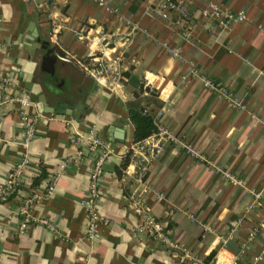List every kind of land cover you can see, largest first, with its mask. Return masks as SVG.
Masks as SVG:
<instances>
[{
	"label": "crops",
	"instance_id": "0c3cea01",
	"mask_svg": "<svg viewBox=\"0 0 264 264\" xmlns=\"http://www.w3.org/2000/svg\"><path fill=\"white\" fill-rule=\"evenodd\" d=\"M101 1L47 0L46 16L31 2L0 0L7 80L0 88V184L23 151L33 176L42 172L0 201V264H75L85 256L90 264H181V247L215 264H264V0H190L184 21L159 15L164 0ZM211 2L244 18L221 25L201 12ZM26 71L48 104L80 102L77 115L39 112L23 85ZM200 76L225 86L240 105ZM140 81L158 92V124L180 140L156 137L161 149L144 190L132 160L116 172L133 143L125 102ZM22 113L36 114L25 145ZM74 132L111 148L92 238L79 200L100 148L84 146L75 158ZM59 167L52 191L29 205L17 234L24 197ZM134 200L145 204L155 229H137Z\"/></svg>",
	"mask_w": 264,
	"mask_h": 264
},
{
	"label": "built area",
	"instance_id": "2783aa9c",
	"mask_svg": "<svg viewBox=\"0 0 264 264\" xmlns=\"http://www.w3.org/2000/svg\"><path fill=\"white\" fill-rule=\"evenodd\" d=\"M25 3H33L37 12L42 13L44 15H48L49 13V4L47 0H23ZM97 4L102 5L103 2L101 0H95ZM190 0H164L162 9L159 10V15L167 17L168 13H171V18L175 21H184L188 16L187 11V3ZM202 14L213 17L217 23L221 25L227 24L229 21L242 20L244 18V14L242 11H237L236 13L226 12L221 9L216 3L211 2L206 7L202 8ZM62 59H68L69 56L65 54L59 55ZM194 74L195 71H192ZM203 85L206 88L215 90L217 94L227 100H230L231 103L235 105H240V102L234 98H231L227 88L223 85L218 84L215 81H211L206 77L200 76ZM4 84H7V80L2 73H0V88ZM43 113H37L38 116H41ZM159 113L156 112V116ZM35 115L32 118H28L25 114H21V121L24 126V137L22 143L25 145L26 141L33 135L34 126H35ZM156 137H160L167 141L177 142L180 141L179 138L172 132L168 131L165 127L160 126L158 122L156 123L155 130L152 131L149 135L144 137L143 139L133 142L129 147L128 152V161H131L135 164V179L138 181L140 185H142V190L147 188L145 184V180L143 179L145 172L148 168L150 161L159 153L160 151V143L156 139ZM71 142L75 145L74 157L80 158L82 155V147L86 146L88 149H93L95 147L100 148V152L97 157L92 161L89 166V174H88V186L86 195L79 200L80 205L85 208L87 215V229L86 236L88 238H92L94 236V225L96 220V212L94 203L96 198L99 195L98 184L100 181L101 171H102V163L107 158L109 152L111 151L110 146L107 142L92 136V134H80L78 132H74L72 134ZM29 159L25 151H23L19 159L10 167V169L6 172L3 182L0 184V201L6 199L9 195H11L14 191H18L21 185L28 184L33 176L31 168L28 166ZM63 166V164H61ZM60 165V167H62ZM60 167L56 170H53L50 175L44 180L42 185H40L39 189L31 190L28 196L24 197L21 205L18 208L19 214V222L17 225L16 233L19 234L23 228L26 226L28 222V207L34 201L39 198L48 195L52 189L55 180L57 179L60 171ZM125 167V166H124ZM237 181V180H235ZM20 187V188H19ZM256 196V195H255ZM133 209L137 212L138 218L140 219V223L137 226V229H146L153 230L155 229V220L153 216L148 212L145 204L139 200H134ZM40 223L45 224L48 228L53 229V224L47 222L44 218H39ZM257 230V227L253 225L247 232V239L251 238ZM169 245L179 248L177 245L168 242ZM181 253L180 259L181 261L187 260L191 264H215L212 257L201 258L199 256H190L185 252L184 248H179ZM91 261L85 256L79 262L75 264H90Z\"/></svg>",
	"mask_w": 264,
	"mask_h": 264
},
{
	"label": "trees",
	"instance_id": "16d2710c",
	"mask_svg": "<svg viewBox=\"0 0 264 264\" xmlns=\"http://www.w3.org/2000/svg\"><path fill=\"white\" fill-rule=\"evenodd\" d=\"M62 53V52H59ZM161 100L158 98V92L143 81H140L138 87L133 90L131 98L125 102V109L127 117L132 124V137L131 141L136 142L155 130L158 117L156 110L160 107ZM128 162V152L124 154L116 166L117 174H120L121 169ZM42 175L38 173L33 176L31 183L35 184L39 177ZM208 258L204 257L206 260ZM181 264H191L187 260L180 262Z\"/></svg>",
	"mask_w": 264,
	"mask_h": 264
},
{
	"label": "water",
	"instance_id": "95a60500",
	"mask_svg": "<svg viewBox=\"0 0 264 264\" xmlns=\"http://www.w3.org/2000/svg\"><path fill=\"white\" fill-rule=\"evenodd\" d=\"M39 44L36 43L34 46H38ZM41 47H46L45 44H41ZM23 78V85L24 87L29 90L32 94L36 97V107L39 112H46V113H56V114H71L76 116L78 113V108L81 107V103L77 102L74 107L65 104L62 101H55L53 104H48L45 100V96L41 90V87L38 83L33 82L31 80V75L29 71H26L22 74Z\"/></svg>",
	"mask_w": 264,
	"mask_h": 264
}]
</instances>
